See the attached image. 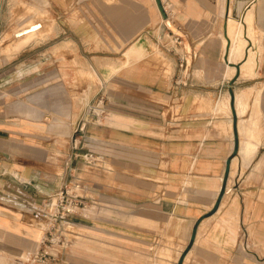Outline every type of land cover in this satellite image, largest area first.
<instances>
[{"label": "crops", "instance_id": "obj_1", "mask_svg": "<svg viewBox=\"0 0 264 264\" xmlns=\"http://www.w3.org/2000/svg\"><path fill=\"white\" fill-rule=\"evenodd\" d=\"M160 1L0 0V37L52 16L0 40V245L36 252L68 185L100 208L61 223L68 264H264V0Z\"/></svg>", "mask_w": 264, "mask_h": 264}, {"label": "built area", "instance_id": "obj_2", "mask_svg": "<svg viewBox=\"0 0 264 264\" xmlns=\"http://www.w3.org/2000/svg\"><path fill=\"white\" fill-rule=\"evenodd\" d=\"M88 115L90 114L96 123H101L107 114L105 106V97H97L88 107ZM86 114V115H87ZM80 129L76 131V137L73 139L75 149L87 148L90 139L85 142L81 141L83 137ZM84 159L89 164H96L103 160L98 154L88 151L84 154ZM46 207L49 209V224L45 235L41 240L38 250L26 258H18L13 264H68L67 261H61L54 253L56 249L63 244V235L61 223L65 222L69 217H74L81 210L88 208V199L75 192V189L65 185L53 198L47 201Z\"/></svg>", "mask_w": 264, "mask_h": 264}, {"label": "rangeland", "instance_id": "obj_3", "mask_svg": "<svg viewBox=\"0 0 264 264\" xmlns=\"http://www.w3.org/2000/svg\"><path fill=\"white\" fill-rule=\"evenodd\" d=\"M27 16L29 17V19H26V21H23L22 25H20V23H19L12 32L10 31L8 33H5L2 37H0V40L7 41V43L16 42V41H18V39H16V36H18L17 35L18 31H20L22 29L28 28L32 23L39 22V23H45V24L48 23L49 24V23L52 22V16L48 12V10H45L44 12H40V11L34 10L31 7H28L27 8ZM22 20H24V18ZM249 20L251 22V17H250ZM242 23L243 22H241V24ZM230 26L233 27V31H232L233 33H231L230 36L231 37L233 36L232 37V40L234 39L233 40V42H234L235 39L237 38V31L234 28L235 26L233 24V21L231 22V25ZM37 35L38 36H41L42 33L40 32ZM37 35L32 36L31 38L34 39L35 37H37ZM97 199L98 198H94V200H96V201H97ZM92 201L93 200H91V201L89 200L88 201V208L85 209V210H81L80 213L77 214L76 216L84 217V216H88V215H98L99 212H100V208L97 207V206H95L94 203H91ZM44 229L45 230H43L44 231L43 232V236L45 235V232H46V229H47V226L46 225H45V228ZM93 238L96 239L95 235L93 236ZM79 240H81V242H80L81 245H84V242H87L88 243V241L84 240L83 238H80ZM91 242L94 245H99V241L98 240H92ZM40 243H41V241H40ZM34 252H30V251H28V252H24L23 251L22 252V251L14 250L10 246L0 245V264H13L16 259H18V258H26L29 255H31L32 253H34Z\"/></svg>", "mask_w": 264, "mask_h": 264}, {"label": "bare ground", "instance_id": "obj_4", "mask_svg": "<svg viewBox=\"0 0 264 264\" xmlns=\"http://www.w3.org/2000/svg\"><path fill=\"white\" fill-rule=\"evenodd\" d=\"M250 10V9H249ZM249 10H247V11H249ZM251 13V11L250 12H248V14H247V16H245V19L243 20V25H246V24H248L249 22H250V14ZM249 16V17H248ZM230 22L229 23H231L233 20H229ZM250 24V23H249ZM41 26H40V24L39 23H32L28 28H26V29H22V30H20V31H18V33H17V35L21 38V37H23V42L24 41H29L30 40V38L32 37V36H35V34L37 33V29L38 28H40ZM246 27V26H245ZM250 28V27H249ZM243 29V30H246L247 32L250 30V29ZM230 30H229V34L231 35V33H233L232 31H233V27L232 26H230V28H229ZM32 31V32H31ZM235 34V33H234ZM248 34V33H247ZM247 34H245V35H247ZM248 36V35H247ZM229 37V36H228ZM233 37V36H232ZM236 38V37H235ZM245 38H247V40H249V37H243V40H241V43H243L242 41H245ZM234 40V39H233ZM236 40V39H235ZM240 40V39H239ZM21 41V40H20ZM232 41V40H231ZM233 42V41H232ZM240 43V41L238 42V44ZM247 43H248V46H246L245 47V45L243 46V44H240V45H238L236 48H235V46H234V50H233V48L231 49V50H233L234 52H233V54H235V58H236V60H238L239 58H240V60L243 58V56H244V58L243 59H245L246 60V63H247V66L246 67H248L249 69H252L253 68V66L255 65V64H257V59H258V55H259V53H258V48L256 47V45H255V43L253 44V45H250V43L247 41ZM233 44V43H232ZM235 45H237L236 43H235ZM232 46V47H233ZM226 48V47H225ZM231 48V47H230ZM244 52H245V54H244ZM227 53V52H226ZM232 52L230 51V54H231ZM230 54H229V56H230ZM234 56V55H233ZM231 57V56H230ZM229 58V57H228ZM233 58V57H232ZM247 58V59H246ZM228 60V59H227ZM231 60V59H230ZM245 61H243V63H244ZM230 63V62H229ZM233 63H234V61H233ZM240 63V62H239ZM238 64V63H237ZM245 64V63H244ZM243 64V65H244ZM243 66H241V68H242ZM240 68V69H241ZM236 69V68H235ZM243 69V68H242ZM245 69V68H244ZM243 69V70H244ZM237 72V71H236ZM238 96V95H237ZM238 98H239V96H238ZM235 100V99H234ZM228 102V101H227ZM241 102V101H240ZM244 101H242V106H244ZM238 104H239V101H238ZM247 105V104H246ZM239 106V105H238ZM242 106H241V108H242ZM245 107V106H244ZM231 110V109H230ZM241 113V112H240ZM241 126V125H240ZM237 130V129H236ZM93 237V236H92ZM40 246V245H39Z\"/></svg>", "mask_w": 264, "mask_h": 264}, {"label": "water", "instance_id": "obj_5", "mask_svg": "<svg viewBox=\"0 0 264 264\" xmlns=\"http://www.w3.org/2000/svg\"><path fill=\"white\" fill-rule=\"evenodd\" d=\"M156 1H157V4H158V7L160 8L161 12H162L163 15L165 16L164 9H163V6H162V4H161V1H160V0H156ZM227 39H228L227 52H228V54H229V52H230V47H231V40H230V38L228 37V35H227ZM227 59H228V57H227ZM246 59H247V58H246ZM233 66L237 69V72L240 71V65L234 64ZM231 95H232V97L235 98L233 92H231ZM233 113H234V115L236 114V112H235L234 109H233ZM235 139H236L235 154H236V153L238 152V135L235 136ZM230 163H231V160H229V161L227 162V173H228L229 170H230ZM221 198H222V197L219 198V200L217 201V203H216L214 209L211 211L210 214H213L214 212L217 211V209L219 208V205H220L219 202H220ZM194 238H195V235L193 236V239H194Z\"/></svg>", "mask_w": 264, "mask_h": 264}]
</instances>
